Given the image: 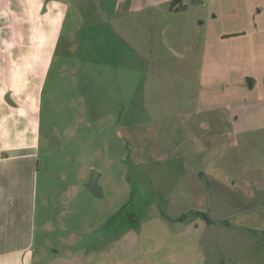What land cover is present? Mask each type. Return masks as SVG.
Segmentation results:
<instances>
[{"label": "rangeland", "instance_id": "rangeland-1", "mask_svg": "<svg viewBox=\"0 0 264 264\" xmlns=\"http://www.w3.org/2000/svg\"><path fill=\"white\" fill-rule=\"evenodd\" d=\"M62 1L38 264H264V0Z\"/></svg>", "mask_w": 264, "mask_h": 264}, {"label": "crops", "instance_id": "crops-1", "mask_svg": "<svg viewBox=\"0 0 264 264\" xmlns=\"http://www.w3.org/2000/svg\"><path fill=\"white\" fill-rule=\"evenodd\" d=\"M67 10L62 0H0V264L39 263L40 98Z\"/></svg>", "mask_w": 264, "mask_h": 264}, {"label": "trees", "instance_id": "trees-1", "mask_svg": "<svg viewBox=\"0 0 264 264\" xmlns=\"http://www.w3.org/2000/svg\"><path fill=\"white\" fill-rule=\"evenodd\" d=\"M182 1H183V0H175V1L172 3V6H171L172 10L174 11V10H175L174 8H176L179 4H182ZM182 10H185V8H182Z\"/></svg>", "mask_w": 264, "mask_h": 264}, {"label": "flooded vegetation", "instance_id": "flooded-vegetation-1", "mask_svg": "<svg viewBox=\"0 0 264 264\" xmlns=\"http://www.w3.org/2000/svg\"><path fill=\"white\" fill-rule=\"evenodd\" d=\"M199 213V212H198ZM196 213L198 216H200L201 218H203V219H205L206 221H207V223H211L212 222V220L206 215V214H204L206 217H203V216H201V215H203L202 213Z\"/></svg>", "mask_w": 264, "mask_h": 264}, {"label": "water", "instance_id": "water-1", "mask_svg": "<svg viewBox=\"0 0 264 264\" xmlns=\"http://www.w3.org/2000/svg\"><path fill=\"white\" fill-rule=\"evenodd\" d=\"M252 82V81H251ZM250 87H252V83H250ZM199 214V213H198ZM201 216H203V217H206L204 214L203 215H201Z\"/></svg>", "mask_w": 264, "mask_h": 264}]
</instances>
